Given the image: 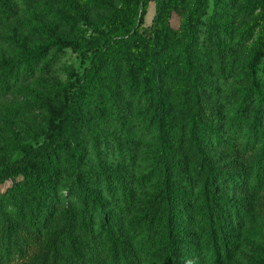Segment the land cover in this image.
Wrapping results in <instances>:
<instances>
[{
  "label": "trees",
  "instance_id": "obj_1",
  "mask_svg": "<svg viewBox=\"0 0 264 264\" xmlns=\"http://www.w3.org/2000/svg\"><path fill=\"white\" fill-rule=\"evenodd\" d=\"M49 1L0 0V24ZM54 15L36 49L0 58V95L67 49L90 63L42 104L39 141L0 158V264H232L264 206V0H57Z\"/></svg>",
  "mask_w": 264,
  "mask_h": 264
},
{
  "label": "rangeland",
  "instance_id": "obj_2",
  "mask_svg": "<svg viewBox=\"0 0 264 264\" xmlns=\"http://www.w3.org/2000/svg\"><path fill=\"white\" fill-rule=\"evenodd\" d=\"M56 7L57 0H50L32 11L20 3L17 15L0 24V58L8 56L15 59L20 53L27 55L30 50L36 49L39 44L37 30L55 21ZM157 9L158 5L151 2L144 17V29L153 25ZM180 21V16L174 15V29L179 28ZM81 27L87 31L84 33L86 37L95 35L94 26L82 22ZM63 29L62 33L68 31L71 36H77L68 28ZM89 63L90 59L83 50L67 49L66 55L50 71L40 72L37 69L31 78H22L8 95H0V158L4 154L19 155L24 145L39 141L46 124L45 107L42 104L53 98V93L69 81L73 72L82 73ZM10 185L7 183L2 190ZM262 209V221L254 236L255 245L243 244L232 264H254L256 259L264 256V206Z\"/></svg>",
  "mask_w": 264,
  "mask_h": 264
}]
</instances>
